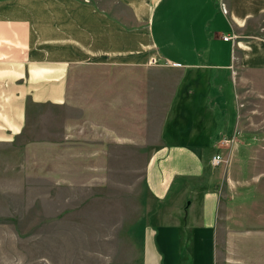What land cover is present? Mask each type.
Here are the masks:
<instances>
[{
  "label": "crops",
  "instance_id": "0c3cea01",
  "mask_svg": "<svg viewBox=\"0 0 264 264\" xmlns=\"http://www.w3.org/2000/svg\"><path fill=\"white\" fill-rule=\"evenodd\" d=\"M116 2L136 33L117 24ZM245 71H264V0H0V144L39 105L47 183H94L150 153L138 264H264V228L221 192L223 162L211 165L235 139ZM13 168L15 191L39 173Z\"/></svg>",
  "mask_w": 264,
  "mask_h": 264
},
{
  "label": "rangeland",
  "instance_id": "374dc122",
  "mask_svg": "<svg viewBox=\"0 0 264 264\" xmlns=\"http://www.w3.org/2000/svg\"><path fill=\"white\" fill-rule=\"evenodd\" d=\"M109 10L126 29L141 27L125 5L116 2ZM233 81L237 137L221 148L225 178L219 187L241 207L239 214L264 228V71H245ZM28 117L24 135L0 144V264H138L150 153H129L126 168L111 169L110 177L94 183L50 184L42 177V106L30 105ZM228 138L234 136L222 140ZM26 160L38 176L15 191L13 167Z\"/></svg>",
  "mask_w": 264,
  "mask_h": 264
},
{
  "label": "built area",
  "instance_id": "2783aa9c",
  "mask_svg": "<svg viewBox=\"0 0 264 264\" xmlns=\"http://www.w3.org/2000/svg\"><path fill=\"white\" fill-rule=\"evenodd\" d=\"M220 7L222 9V12L227 15L228 14L227 5L225 3H222ZM223 39L228 41L231 39V37L225 36V37H223ZM157 61L158 60L156 58H154V59L150 60V63H156ZM228 142H229V140H221L219 148L221 149V148L227 147ZM222 162H223V157H222L220 152H218L216 155H214L211 159V165L212 166H218Z\"/></svg>",
  "mask_w": 264,
  "mask_h": 264
}]
</instances>
